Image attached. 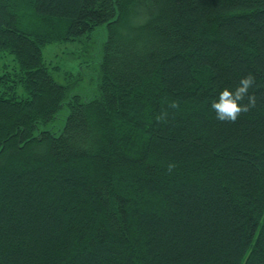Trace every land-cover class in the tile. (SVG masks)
<instances>
[{"label":"trees","instance_id":"trees-1","mask_svg":"<svg viewBox=\"0 0 264 264\" xmlns=\"http://www.w3.org/2000/svg\"><path fill=\"white\" fill-rule=\"evenodd\" d=\"M74 42L91 95L44 59ZM0 264H264V0H0Z\"/></svg>","mask_w":264,"mask_h":264},{"label":"rangeland","instance_id":"rangeland-1","mask_svg":"<svg viewBox=\"0 0 264 264\" xmlns=\"http://www.w3.org/2000/svg\"><path fill=\"white\" fill-rule=\"evenodd\" d=\"M98 38L100 31L95 34L97 43ZM43 55L57 84L83 95H91L97 90L99 65L93 49L87 50L76 42L54 43L44 48Z\"/></svg>","mask_w":264,"mask_h":264},{"label":"clouds","instance_id":"clouds-1","mask_svg":"<svg viewBox=\"0 0 264 264\" xmlns=\"http://www.w3.org/2000/svg\"><path fill=\"white\" fill-rule=\"evenodd\" d=\"M254 84V78L250 74L246 77H242L235 87L234 91L224 88L219 92V96L216 100H213L210 104L211 110L216 114V119L219 121L235 122L242 113L250 111L255 107V96H249L248 91ZM247 96L248 102L242 104L241 102ZM173 107H176L174 104ZM174 165L169 164L168 168L171 170Z\"/></svg>","mask_w":264,"mask_h":264}]
</instances>
